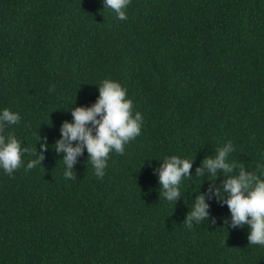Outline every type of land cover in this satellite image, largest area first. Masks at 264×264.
Wrapping results in <instances>:
<instances>
[{
	"label": "trees",
	"instance_id": "trees-1",
	"mask_svg": "<svg viewBox=\"0 0 264 264\" xmlns=\"http://www.w3.org/2000/svg\"><path fill=\"white\" fill-rule=\"evenodd\" d=\"M125 11L0 0V110L20 116L5 134L21 149L48 145L34 169L27 153L11 177L0 169V264H264V247L248 244V226L224 224L214 197L215 224L184 223L212 179L195 175L205 156L230 142L229 162L264 166V0H131ZM104 79L127 90L140 134L110 153L103 178L85 149L69 180L54 149L61 122ZM172 155L194 157L175 203L154 172Z\"/></svg>",
	"mask_w": 264,
	"mask_h": 264
},
{
	"label": "clouds",
	"instance_id": "clouds-1",
	"mask_svg": "<svg viewBox=\"0 0 264 264\" xmlns=\"http://www.w3.org/2000/svg\"><path fill=\"white\" fill-rule=\"evenodd\" d=\"M102 2L103 8L110 9L119 20L127 19L125 9L131 0ZM98 91L99 95L90 106L70 108L72 119L61 122L60 136L54 143L55 151L62 154L64 176L69 180L76 179L73 165L85 149L95 175L103 178L110 153L123 155L125 145L141 131L142 114L134 112L127 90L119 82L104 79L99 83ZM19 121L18 113L8 108L0 110V169L9 177L21 167L25 153L33 157L26 165V170H32L41 165L48 148L46 138L42 140L39 137V152L36 147L21 149V144L13 133L5 134L6 126L15 125ZM232 151V144L226 143L215 150L214 156H205L195 169L197 177L209 176L212 179L209 180L207 190L196 194L184 223L189 229L193 221L200 223L207 220L208 223L215 224L216 218L209 217V204L206 202L214 197L219 204H226L230 212V220L223 218L224 224L231 228L248 226V244L264 247V166L258 163L254 171H246L243 164L228 161ZM193 158L165 156L160 166L154 169L162 195L168 202L175 203L181 198L180 185L185 178L192 177ZM218 172L223 176L221 185L215 183Z\"/></svg>",
	"mask_w": 264,
	"mask_h": 264
}]
</instances>
